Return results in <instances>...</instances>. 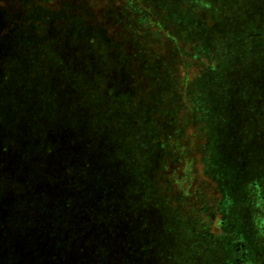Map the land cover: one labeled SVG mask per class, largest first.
Instances as JSON below:
<instances>
[{
	"label": "trees",
	"instance_id": "16d2710c",
	"mask_svg": "<svg viewBox=\"0 0 264 264\" xmlns=\"http://www.w3.org/2000/svg\"><path fill=\"white\" fill-rule=\"evenodd\" d=\"M175 1L144 9L158 27L156 12L174 9L168 21L185 38L172 63L141 38L143 25L122 22L121 40L111 8L100 15L86 0H0V264H235L238 254L252 264L250 248L264 260V242L240 232L228 235L223 263L206 259L210 237L181 239L179 217L162 215L170 199L162 203L159 180L186 129L199 145L212 143L181 116L209 68L226 87L216 93L212 75L195 111L210 121L214 103L218 148L241 187L264 185V0H197L184 11ZM258 202L264 208V192Z\"/></svg>",
	"mask_w": 264,
	"mask_h": 264
},
{
	"label": "rangeland",
	"instance_id": "374dc122",
	"mask_svg": "<svg viewBox=\"0 0 264 264\" xmlns=\"http://www.w3.org/2000/svg\"><path fill=\"white\" fill-rule=\"evenodd\" d=\"M137 1L140 3L136 4ZM156 1L157 0H86V4L84 5L90 8L92 6L93 8L97 6L93 11L100 15H103L105 11L107 12V8L116 11L113 13V16L116 17L118 21L121 19L120 26L117 29H120L119 37H121V40H124L126 36L122 27L125 22H130L135 26L143 25L145 27L143 37L135 34L138 39H140V37L145 39L146 37V39L153 41L155 43V47L152 48L153 52L164 56L172 55V57L169 58L170 62L173 63L174 58H178L180 61V55H183V51L180 48V41L185 37L177 32V30L180 29L176 23L168 21V18H172L173 15L171 11H174V9L168 8L167 11L164 9L161 13L155 11L156 15L160 18L159 27L162 29H159L157 26V20H155V18L149 16V13H147V15L144 13V9H148L149 11L155 9ZM167 1L172 4H178V1L175 0ZM180 1L183 10L186 5L192 7L197 0ZM136 10L139 14V18L136 16L138 20L132 22V12ZM122 14H125V16L122 17ZM140 14L145 15V17L142 18ZM212 15H214V13H212ZM183 19L184 18H182V20ZM100 21L106 20L102 19ZM122 22H124L123 25H121ZM229 23L230 19L225 23L227 29L222 25L228 32ZM224 29H221L222 31L218 30L219 34H221L219 35L221 36L220 40L222 41L228 40L229 35ZM244 35L245 34L240 35V37L237 38L243 39ZM191 44L192 42H189L188 45L192 48L193 52L195 50L194 56L198 55L200 50L195 47L196 45L192 46ZM162 48H164V50ZM178 64L174 61V66ZM222 66L224 67L223 63ZM227 74L229 75L228 72ZM212 75H214V83H216L217 88L215 92L222 94L223 89L226 87L222 80V71L210 73L209 68L202 69L194 79L193 88L188 91V102L190 103L188 113L184 111L181 113L183 124L189 123L193 127L195 126L194 128L200 133L204 132L208 136H211L213 139L212 143H209L210 145L208 146L199 145L198 138L192 137L191 129H186L182 140L176 144L175 150L171 153L167 151L165 159L172 155L171 159L173 164H169L170 166L161 169L159 180L161 183L164 182V187L168 191L167 195L162 197V203L167 198L170 199L166 201V212L161 211L165 219L166 216L171 215L179 217L180 222L177 223L179 228H177V226L174 228L180 231L181 235L179 236L181 239L187 240L188 237H190L188 236L189 233H193L194 231L197 234L190 242L193 241L194 243L201 244L203 242L200 236L206 233L212 240V245L209 243V248L205 247L207 255L204 257L206 259L212 258L214 261L218 259L223 263V255L221 252L223 253V248L226 249L231 247L230 236L228 235H237V232H240L243 235L242 238H245L247 242H264V208L258 202V194L264 192V185L261 184V190L259 192L253 191L249 186H247V188L241 187L238 177H236L237 171L226 162L225 154L218 148L219 144L216 137V128L217 125H219L220 119L211 116L215 107L213 106L214 103H212L210 112H208L209 115L205 117L210 118V121H207L195 111V102L199 97L201 99L209 98L208 93L210 94L211 91H209L208 82ZM226 78L228 79V77H224V79ZM178 92V94H180V90ZM210 97L215 99L212 96ZM224 102L225 104L227 103L225 100ZM214 121L216 123L213 125ZM227 179L230 180L229 183H226ZM256 185L259 186V184ZM214 187L219 197L218 200H215L216 198L213 200L210 198L216 195L213 191ZM261 200L262 198L260 201ZM200 208H202L204 212H202ZM198 209H200V211ZM177 211H179V213H176ZM220 221H223L225 225L221 226ZM243 245L244 244H240L238 249ZM261 246L262 245L258 246V252L263 249ZM251 250L252 248H250V253L248 252V254L252 255V264H264V260L259 259L260 252L256 254L254 250ZM246 261V259H243L240 254H238V259L236 258L234 262L235 264H245Z\"/></svg>",
	"mask_w": 264,
	"mask_h": 264
}]
</instances>
